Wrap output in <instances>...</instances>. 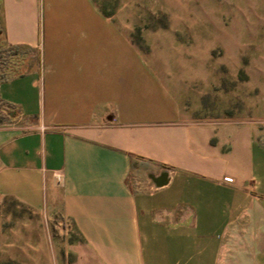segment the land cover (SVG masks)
Instances as JSON below:
<instances>
[{
  "label": "crops",
  "instance_id": "crops-1",
  "mask_svg": "<svg viewBox=\"0 0 264 264\" xmlns=\"http://www.w3.org/2000/svg\"><path fill=\"white\" fill-rule=\"evenodd\" d=\"M67 1L81 8L60 28L49 0L42 29L40 0H0V207L58 216L71 264H264L250 70L218 85L197 27L143 31L145 50L127 14Z\"/></svg>",
  "mask_w": 264,
  "mask_h": 264
},
{
  "label": "rangeland",
  "instance_id": "rangeland-1",
  "mask_svg": "<svg viewBox=\"0 0 264 264\" xmlns=\"http://www.w3.org/2000/svg\"><path fill=\"white\" fill-rule=\"evenodd\" d=\"M48 1L40 0L42 29H47L51 16ZM51 1L54 4L53 25L60 28L67 24L65 15L81 8V3L75 7L76 3L67 0ZM93 1L105 12L118 9L121 16L127 14L131 24L135 23L133 39L145 50L143 31L152 32L149 42L154 44L159 41L161 28L173 29L182 38L183 32L187 31L185 28L197 27L201 59L204 51L212 48L211 68L216 69L217 76L229 79L218 85L235 86L238 83L235 79H249L250 70L251 80L247 86H257L262 91L263 107L258 114L264 117V0ZM185 12H192L194 16L182 17L181 13ZM176 14L179 16H173ZM168 52L175 57V50L168 49ZM239 65L242 66L235 70ZM221 93L222 90L217 88V103ZM241 93L252 95L254 89L248 88ZM70 240L71 232L58 216L48 220L15 201H6L0 207V264H71L76 256L68 248Z\"/></svg>",
  "mask_w": 264,
  "mask_h": 264
}]
</instances>
